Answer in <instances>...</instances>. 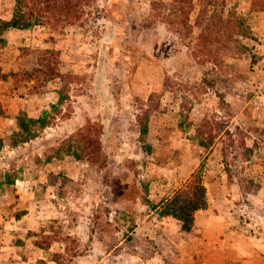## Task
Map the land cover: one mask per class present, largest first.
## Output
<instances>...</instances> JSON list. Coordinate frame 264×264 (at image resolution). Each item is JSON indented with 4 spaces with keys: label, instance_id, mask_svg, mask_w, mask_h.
<instances>
[{
    "label": "rangeland",
    "instance_id": "obj_1",
    "mask_svg": "<svg viewBox=\"0 0 264 264\" xmlns=\"http://www.w3.org/2000/svg\"><path fill=\"white\" fill-rule=\"evenodd\" d=\"M87 9L0 37V264H183L209 221L264 264V0ZM17 117L46 125L18 142ZM201 163L190 235L159 205Z\"/></svg>",
    "mask_w": 264,
    "mask_h": 264
},
{
    "label": "trees",
    "instance_id": "obj_2",
    "mask_svg": "<svg viewBox=\"0 0 264 264\" xmlns=\"http://www.w3.org/2000/svg\"><path fill=\"white\" fill-rule=\"evenodd\" d=\"M90 2L91 0H14L11 18L0 20V34L8 28L26 29L44 24L51 25L57 30H61L66 25L82 26L86 21V15L89 14L87 8ZM185 15L188 16L187 10L184 11ZM40 51L46 52V49H40ZM57 76L62 77L61 74ZM63 99L64 96L59 92V102ZM32 122L40 123L41 126L46 125L44 118L41 117L36 119L17 117L19 130L14 133L19 137L18 142L34 137V132L29 127V123ZM212 137L210 134L208 140L199 139V141L202 145L209 146L212 143ZM200 167L202 168V163L198 170L192 172L188 179L159 205V213L180 222V228L183 231L192 230L197 212L205 210L208 205Z\"/></svg>",
    "mask_w": 264,
    "mask_h": 264
},
{
    "label": "crops",
    "instance_id": "obj_3",
    "mask_svg": "<svg viewBox=\"0 0 264 264\" xmlns=\"http://www.w3.org/2000/svg\"><path fill=\"white\" fill-rule=\"evenodd\" d=\"M12 12L0 14V20H9ZM30 28L18 29L8 28L4 30L0 37H9L11 35H26ZM4 73V70H1ZM4 82V79H1ZM231 222L220 224H213L211 221L207 222L202 227L203 234L208 233L209 236L193 238L189 243L183 244L182 248L185 251L182 263L183 264H236L239 260L241 264L249 263L247 257L251 256L253 252L256 253L254 246L263 247L258 242H254V238L242 235L240 238H229L228 229L231 227ZM198 227L195 226L191 231H184L190 233L196 232ZM232 249V250H231ZM234 251V253L232 252ZM242 251V252H241ZM254 253V254H255ZM234 256H239L235 259Z\"/></svg>",
    "mask_w": 264,
    "mask_h": 264
}]
</instances>
